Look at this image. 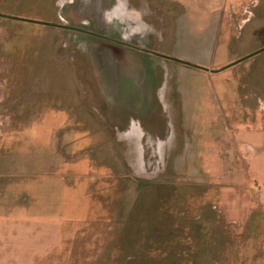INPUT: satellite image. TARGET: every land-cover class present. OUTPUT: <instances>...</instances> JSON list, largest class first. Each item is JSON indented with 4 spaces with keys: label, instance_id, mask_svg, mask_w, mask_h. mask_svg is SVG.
I'll list each match as a JSON object with an SVG mask.
<instances>
[{
    "label": "rangeland",
    "instance_id": "obj_1",
    "mask_svg": "<svg viewBox=\"0 0 264 264\" xmlns=\"http://www.w3.org/2000/svg\"><path fill=\"white\" fill-rule=\"evenodd\" d=\"M127 1L142 31L95 0H0V216L61 227L33 264H264L258 183L217 156L264 126V50L236 62L264 0Z\"/></svg>",
    "mask_w": 264,
    "mask_h": 264
},
{
    "label": "crops",
    "instance_id": "obj_2",
    "mask_svg": "<svg viewBox=\"0 0 264 264\" xmlns=\"http://www.w3.org/2000/svg\"><path fill=\"white\" fill-rule=\"evenodd\" d=\"M97 1L96 5H101L99 7L101 11L96 10V13L102 12L100 13L101 19L107 23L105 27L109 28L110 20L116 18L120 22H132V30H143V23L129 10L127 0H117L114 8L111 10L103 8L106 3L105 0L103 2L102 0L100 2L99 0ZM205 65V67L208 66V64ZM250 124L256 130L252 133H247L244 137V142L239 143V141H235L236 147L228 150L223 149L225 147L224 144L222 146L219 144L222 151L220 150L217 156L219 159L225 158L226 155L229 158L235 156L242 157L243 162L240 160L239 162L244 166L246 174L248 173V176L258 183L260 203L264 205V126L263 123H260L262 126L259 124L258 119L251 120ZM181 125L185 126L184 119H181ZM251 137L253 142L250 144L248 140ZM243 145L246 147V152H243L244 150L241 148ZM188 148L189 145L187 144L185 147V151H187L186 156L190 157ZM239 162L237 159L233 160L235 165H239ZM226 173L223 178L227 177V182L224 181L221 184L228 188L236 186L231 181L230 172ZM245 176L241 177L242 181L247 177ZM235 181L237 182L236 178ZM52 219L54 217L29 216L24 214L0 216V264H33L35 257L56 248L62 241V229L60 226L52 223Z\"/></svg>",
    "mask_w": 264,
    "mask_h": 264
},
{
    "label": "flooded vegetation",
    "instance_id": "obj_3",
    "mask_svg": "<svg viewBox=\"0 0 264 264\" xmlns=\"http://www.w3.org/2000/svg\"><path fill=\"white\" fill-rule=\"evenodd\" d=\"M97 1V0H96ZM106 2H108L109 1V3L110 4H108V6H104L103 8H107V10H111V9H113L114 8V4H115V2L117 1H111V0H105ZM98 2V1H97ZM99 2H100V0H99ZM102 2H103V0H102ZM98 5H96V7H97ZM101 6V5H100ZM100 6H98V8L100 7ZM104 10V9H103ZM97 11H101L100 10V8L99 9H97ZM92 14H94V13H96L95 11H92L91 12ZM100 13H102V12H100ZM99 13V14H100ZM98 14V15H99ZM100 16H101V14H100ZM59 26H61V27H67V25L66 24H58ZM98 25H100L102 28H108V27H105V26H107V23L106 22H104L102 19H101V21L99 20L98 21ZM68 27H70V26H68ZM71 28H75L74 26H71ZM109 38V40H110V42H115V43H117L118 45H122V44H124V45H129L131 48H135L136 50H138V51H140V52H144V53H151V54H154L155 56H157V57H160V58H163V56H160V55H157V54H155L156 52H153V50H150V48H145V47H142V46H138V45H133V44H128L127 42H125V41H123V40H117V39H114V38H110V37H108Z\"/></svg>",
    "mask_w": 264,
    "mask_h": 264
},
{
    "label": "water",
    "instance_id": "obj_4",
    "mask_svg": "<svg viewBox=\"0 0 264 264\" xmlns=\"http://www.w3.org/2000/svg\"><path fill=\"white\" fill-rule=\"evenodd\" d=\"M0 17H6V16L0 14ZM7 17H8V18H13V19H16V20H23V21H29V22H35V23H42V22H37V21H32V20L21 19V18H17V17H9V16H7ZM262 50H264V47L261 48V49H259V50L254 51V52H252V53H250V54H248V55H246V56H244V57H242V58H240V59H238L236 62L241 61V60H243V59H245V58H247V57H249V56H252V55H254V54H256V53H258V52H260V51H262ZM155 54L160 55V54H158V53H155ZM160 56H161V55H160ZM236 62H234V63H236ZM186 64H187V63H186ZM231 64H233V63H231ZM188 65H189V64H188ZM221 69H223V68H221ZM221 69H219V70H221ZM217 71H218V70H217Z\"/></svg>",
    "mask_w": 264,
    "mask_h": 264
}]
</instances>
